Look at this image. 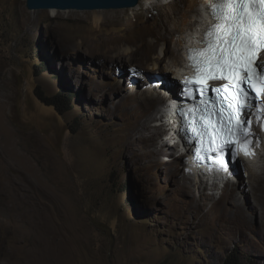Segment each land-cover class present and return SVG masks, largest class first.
I'll return each mask as SVG.
<instances>
[{
    "label": "rangeland",
    "instance_id": "obj_1",
    "mask_svg": "<svg viewBox=\"0 0 264 264\" xmlns=\"http://www.w3.org/2000/svg\"><path fill=\"white\" fill-rule=\"evenodd\" d=\"M26 3L0 0V245L25 250V264H51L65 252L71 264H223L231 252H240L245 264H264L261 209L250 225L216 216L218 206L229 209L228 189L249 180L244 161L236 185L201 189L193 175L194 186L184 193L165 168L122 154L137 96L161 72L149 71L153 60L143 53L122 59L106 55L105 47L136 48L157 37L165 18L159 9L101 10L105 20L95 24L90 10L31 11ZM38 86L50 97L69 90L72 108L61 114L42 102ZM3 123L15 135L5 136ZM165 137L157 147L167 149ZM174 149L162 161L185 172L189 161ZM233 173L229 181L237 182ZM239 194L256 209L252 195ZM1 225H17L19 240L20 225H28L36 246L16 247Z\"/></svg>",
    "mask_w": 264,
    "mask_h": 264
},
{
    "label": "bare ground",
    "instance_id": "obj_2",
    "mask_svg": "<svg viewBox=\"0 0 264 264\" xmlns=\"http://www.w3.org/2000/svg\"><path fill=\"white\" fill-rule=\"evenodd\" d=\"M209 1L210 0H140L138 8L143 6L154 10L159 9V13L164 15L165 18L161 20L164 25V31L159 33L157 37L148 40L146 44L142 42L140 44L137 43L138 47L136 46V48L126 47L121 50L118 44H114L105 47L106 50L104 51L106 55L115 53L116 56H118L117 58L124 59L125 55L130 56L136 50L143 53L144 56L150 58V60H153V63L149 67V71L154 70L153 72H157L156 70H160L161 76L158 78H151L152 86L147 87L144 92L137 96L135 102L137 104L134 110H137L138 114L133 117L128 131L122 136V154L132 163L145 164V166L147 165L158 169L165 168L171 177L180 179L184 193L191 192L194 186L193 175L194 173L196 174V172H193L194 168L183 166L186 174L180 167L166 165L162 161V157L166 154L170 156L176 155L174 151L175 145L171 143L172 137L164 140V146L167 147V149L159 148L156 145L160 136L165 134L168 136L174 133V126L163 123V120L166 117V112L170 103L179 100L176 90L180 86L178 82L180 71L187 68L185 50L189 44L195 41V37L197 36L196 33L209 22V18L205 15V10L208 8ZM50 11L55 13L58 10L51 9ZM92 13L95 24H100L105 20L103 11L95 10ZM168 25L170 34L175 36L172 41V38L169 36ZM89 47L91 48L90 44ZM96 50L99 51V53L101 52L98 47H96ZM90 53H93V51H90ZM2 129L3 133H6L5 136L15 135V132L6 127L4 123L2 124ZM18 144H23V142L18 140ZM29 151L32 152L33 156H39L37 148L36 150L32 148V150ZM260 154V157L253 162L244 160L248 166L247 176H249V180L245 185L240 184L228 189L231 190L230 193L232 196L224 202L229 206V209L225 210L223 204L216 208L217 218L221 219L225 224H231L233 222L235 225H250L254 219L258 221V208H260V225H264V145L260 150ZM182 157H184V155L179 156V158ZM23 158H25V161H29L27 156L24 155ZM241 170L242 168H240L238 164H236V166L233 165L232 174L229 176V179L234 178L233 172H237L239 175L237 177V182L228 181V183L231 182L233 185H236L241 178ZM199 185L201 189H205L206 185L214 186L215 189L219 187L218 184L210 183L201 178ZM240 189L241 191H239ZM239 192L243 193L245 196L247 194L249 196L252 195V197L255 198L257 205L256 209L248 205L250 198L249 200L246 198L242 201L243 199L240 197ZM209 216L217 221L214 215L210 214ZM15 226L17 225H8V227L1 225L3 236L5 238L15 239L13 243L18 248L36 246V241H33V238L31 239V236L27 233L28 225H20L23 236L22 240H19L14 233ZM63 252H65V250H63ZM59 254L60 255L55 257L52 263L50 261L51 264H71L70 255L68 253ZM24 257L25 250L20 251L13 247L0 245V264H25L23 263ZM48 263L49 262L46 264Z\"/></svg>",
    "mask_w": 264,
    "mask_h": 264
},
{
    "label": "snow or ice",
    "instance_id": "obj_3",
    "mask_svg": "<svg viewBox=\"0 0 264 264\" xmlns=\"http://www.w3.org/2000/svg\"><path fill=\"white\" fill-rule=\"evenodd\" d=\"M209 7L215 23L201 41L205 47L189 50L195 76L182 83L203 94L208 80L226 81L213 89L222 94L219 107L205 103L194 129L201 145L207 142L206 149H197V158L202 150L215 153V163L224 171L226 148L254 154L251 117L264 123V0H213Z\"/></svg>",
    "mask_w": 264,
    "mask_h": 264
},
{
    "label": "water",
    "instance_id": "obj_4",
    "mask_svg": "<svg viewBox=\"0 0 264 264\" xmlns=\"http://www.w3.org/2000/svg\"><path fill=\"white\" fill-rule=\"evenodd\" d=\"M139 3L140 0H27L26 6L31 11L41 9L94 11L134 8Z\"/></svg>",
    "mask_w": 264,
    "mask_h": 264
},
{
    "label": "trees",
    "instance_id": "obj_5",
    "mask_svg": "<svg viewBox=\"0 0 264 264\" xmlns=\"http://www.w3.org/2000/svg\"><path fill=\"white\" fill-rule=\"evenodd\" d=\"M37 97L49 106H53L61 114L69 111L72 107L74 95L65 88H61V91L56 96L50 97L46 95L44 90L40 86L36 89ZM248 264H258L254 261H248ZM223 264H245L244 257L240 252H231L227 255Z\"/></svg>",
    "mask_w": 264,
    "mask_h": 264
},
{
    "label": "clouds",
    "instance_id": "obj_6",
    "mask_svg": "<svg viewBox=\"0 0 264 264\" xmlns=\"http://www.w3.org/2000/svg\"><path fill=\"white\" fill-rule=\"evenodd\" d=\"M170 138H171V137H169L168 139H170ZM172 138H173V136H172ZM165 140H166V137H165ZM172 140H173V139H172ZM172 140H171V143H172V144H174V145H175V147H177L178 154H179V155H184V154H181V153H180V151H179V149H178V146H177V144L173 143V141H172ZM184 156H186V155H184ZM241 161H242V160H241ZM239 162H240V161H237V164H238ZM235 166H236V165H235ZM194 176H196V175H195V173H194ZM197 177H198V179L200 180V177H199V176H197ZM227 183H228V182H227ZM218 186H220V184H218ZM225 186H226V185H224L223 187H225Z\"/></svg>",
    "mask_w": 264,
    "mask_h": 264
}]
</instances>
